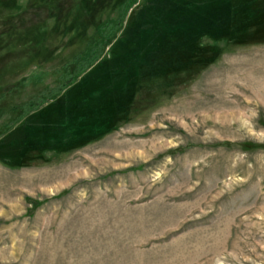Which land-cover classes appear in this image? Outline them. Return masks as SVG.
Here are the masks:
<instances>
[{
    "label": "rangeland",
    "instance_id": "obj_1",
    "mask_svg": "<svg viewBox=\"0 0 264 264\" xmlns=\"http://www.w3.org/2000/svg\"><path fill=\"white\" fill-rule=\"evenodd\" d=\"M125 2L0 0V264H264V0Z\"/></svg>",
    "mask_w": 264,
    "mask_h": 264
},
{
    "label": "trees",
    "instance_id": "obj_2",
    "mask_svg": "<svg viewBox=\"0 0 264 264\" xmlns=\"http://www.w3.org/2000/svg\"><path fill=\"white\" fill-rule=\"evenodd\" d=\"M137 2V0H132V2L130 3L131 5H133V4H135ZM129 2H125L123 5H125V7H123L122 8V13H121V16L119 17V19H118V21L116 22V26L118 27V26H120L121 25V22L123 21V18L125 17V15H126V13H127V11H128V8H129V6H131V5H127ZM107 44H109V40H107ZM106 44V45H107ZM95 54V53H94ZM98 57V54H95V58H97ZM94 60V59H93ZM92 65V64H91ZM84 68L85 67H82V69L84 70ZM77 73H78V71H77ZM72 82V81H71ZM68 84H70L69 82H68ZM67 85V84H66ZM95 90H97L96 92H95V96H99L100 94H102L103 92L101 91V90H98V89H95ZM95 90H92L91 92H94ZM93 97V96H92ZM34 108H32V110H33ZM29 112V111H28ZM27 113V112H26Z\"/></svg>",
    "mask_w": 264,
    "mask_h": 264
}]
</instances>
